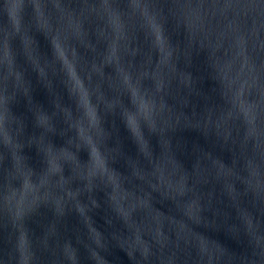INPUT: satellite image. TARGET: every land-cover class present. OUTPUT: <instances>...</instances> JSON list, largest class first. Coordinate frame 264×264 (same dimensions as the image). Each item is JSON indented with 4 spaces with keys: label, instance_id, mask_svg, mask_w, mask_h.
Segmentation results:
<instances>
[{
    "label": "water",
    "instance_id": "95a60500",
    "mask_svg": "<svg viewBox=\"0 0 264 264\" xmlns=\"http://www.w3.org/2000/svg\"><path fill=\"white\" fill-rule=\"evenodd\" d=\"M264 264V3L0 0V264Z\"/></svg>",
    "mask_w": 264,
    "mask_h": 264
},
{
    "label": "clouds",
    "instance_id": "9594fccd",
    "mask_svg": "<svg viewBox=\"0 0 264 264\" xmlns=\"http://www.w3.org/2000/svg\"><path fill=\"white\" fill-rule=\"evenodd\" d=\"M93 243L96 246V248H93V251L95 253L93 255V259L95 260L96 264H106L104 258L100 256L99 253L96 251L97 248L104 247V244L102 243V236L100 234H97ZM125 247L129 250V258L132 259L135 264H150L151 256L139 254L140 246L136 242L129 240L125 244Z\"/></svg>",
    "mask_w": 264,
    "mask_h": 264
},
{
    "label": "snow or ice",
    "instance_id": "6c2138e0",
    "mask_svg": "<svg viewBox=\"0 0 264 264\" xmlns=\"http://www.w3.org/2000/svg\"><path fill=\"white\" fill-rule=\"evenodd\" d=\"M261 3H264V0H260Z\"/></svg>",
    "mask_w": 264,
    "mask_h": 264
}]
</instances>
